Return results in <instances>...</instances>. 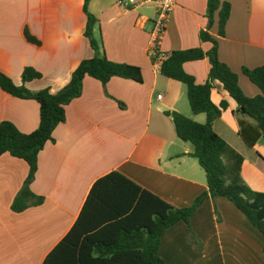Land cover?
Wrapping results in <instances>:
<instances>
[{"label":"crops","instance_id":"crops-1","mask_svg":"<svg viewBox=\"0 0 264 264\" xmlns=\"http://www.w3.org/2000/svg\"><path fill=\"white\" fill-rule=\"evenodd\" d=\"M221 1L229 3L223 34H217L215 16L207 32L217 39L216 55L235 72L242 93L255 95L259 89L241 67L264 63V0ZM87 9L96 19L94 31L105 56L137 65L141 80L111 76L101 86L97 79L83 76L80 94L64 105L63 121L36 154L29 187L43 197L41 203L10 209L27 164L0 154V264H40L77 218L91 183L114 169L176 207L189 205L199 195L188 224L178 220L160 232L157 254L163 264H264L261 234L229 200L207 192L204 172L189 154L190 144L175 135L165 114L173 110L197 122L205 118L202 112H190L184 84L160 74V60L154 62L147 54L153 4L122 8L113 0H89ZM204 11L205 0H175L158 44L160 52L194 46L207 50L210 42L198 38L206 23ZM84 22L82 0H0V71L19 84L22 67L29 65L41 75L24 82L28 89H58L77 62L92 53ZM24 29L38 43L25 39ZM181 66L194 82L205 81L206 57ZM209 97L214 104L226 102L211 127L227 145L222 160L228 175L237 165L242 182L264 191V137L259 135L251 145L241 138L237 120L250 125L253 120L233 113L235 101L215 79ZM37 114L33 99L0 89V120L28 132L36 127ZM114 191L124 199L125 190ZM100 214L91 201L82 220ZM190 232L199 240L198 247L189 239Z\"/></svg>","mask_w":264,"mask_h":264},{"label":"trees","instance_id":"trees-1","mask_svg":"<svg viewBox=\"0 0 264 264\" xmlns=\"http://www.w3.org/2000/svg\"><path fill=\"white\" fill-rule=\"evenodd\" d=\"M88 1L82 0L85 15L83 34L92 53L77 62L61 87L54 91L47 87L28 89L24 82L41 75L29 65L22 67L19 84H14L0 71V89L19 98L33 99L38 109L37 125L28 132L18 130L9 120H0V154L6 152L27 164L26 175L10 201L12 211L41 203L43 197L29 187L35 171L36 154L45 141L52 140L53 127L63 121L64 105L80 94L83 76L97 79L101 86L111 76L141 80L137 65L113 61L105 56L100 35L94 31L96 19L87 9ZM228 13V2L205 0L206 23L199 29L198 38L209 41V48L205 51L197 46L173 49L165 53L159 63L160 74L184 84L190 112L204 113V121L197 122L173 110L165 111V114L171 119L175 135L190 144L189 154L196 158L204 172L207 192L225 197L259 231L263 238L261 255L264 257V191L253 190L242 182L237 165L234 173L228 175L222 160V154L228 150L227 145L211 127V121L226 106L225 100L218 104L210 100L211 82L215 79L235 101L233 113L247 115L253 120L252 125L237 120L241 138L251 145L259 135L264 137V63L251 68L241 67V72L259 89L255 95H244L235 72L216 55L217 39L207 32L215 16L217 34L222 35ZM23 34L28 41L38 43L25 29ZM202 57H206L208 62L207 77L204 82L196 83L181 65L184 61ZM248 134H252L251 137ZM116 188L125 190L124 199L116 194ZM198 199L199 195L189 205L176 207L118 170H110L91 183L77 218L40 264H163L157 254L160 232L178 220L188 224L189 214ZM91 201L96 202L101 214L95 220H82ZM189 239L199 246V240L191 232Z\"/></svg>","mask_w":264,"mask_h":264},{"label":"built area","instance_id":"built-area-1","mask_svg":"<svg viewBox=\"0 0 264 264\" xmlns=\"http://www.w3.org/2000/svg\"><path fill=\"white\" fill-rule=\"evenodd\" d=\"M113 2L122 8H131L140 4H153L154 16L150 23L149 38L147 42V54L153 58L154 62L162 59L164 56L158 48V44L163 37L165 24L175 5V0H113Z\"/></svg>","mask_w":264,"mask_h":264}]
</instances>
